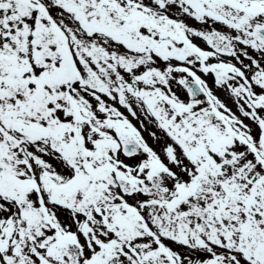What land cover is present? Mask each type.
I'll use <instances>...</instances> for the list:
<instances>
[{
  "label": "snow or ice",
  "instance_id": "6c2138e0",
  "mask_svg": "<svg viewBox=\"0 0 264 264\" xmlns=\"http://www.w3.org/2000/svg\"><path fill=\"white\" fill-rule=\"evenodd\" d=\"M0 264H264V0H0Z\"/></svg>",
  "mask_w": 264,
  "mask_h": 264
}]
</instances>
